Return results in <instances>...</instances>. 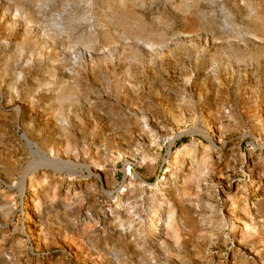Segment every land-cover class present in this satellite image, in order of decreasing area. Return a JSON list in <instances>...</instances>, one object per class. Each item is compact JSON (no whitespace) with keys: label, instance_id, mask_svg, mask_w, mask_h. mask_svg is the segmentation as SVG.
<instances>
[{"label":"rangeland","instance_id":"1","mask_svg":"<svg viewBox=\"0 0 264 264\" xmlns=\"http://www.w3.org/2000/svg\"><path fill=\"white\" fill-rule=\"evenodd\" d=\"M0 264H264V0H0Z\"/></svg>","mask_w":264,"mask_h":264},{"label":"bare ground","instance_id":"2","mask_svg":"<svg viewBox=\"0 0 264 264\" xmlns=\"http://www.w3.org/2000/svg\"><path fill=\"white\" fill-rule=\"evenodd\" d=\"M153 233V232H152Z\"/></svg>","mask_w":264,"mask_h":264}]
</instances>
